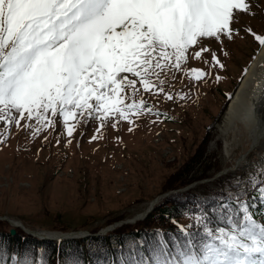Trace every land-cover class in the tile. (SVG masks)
I'll return each instance as SVG.
<instances>
[{"label": "snow or ice", "instance_id": "snow-or-ice-1", "mask_svg": "<svg viewBox=\"0 0 264 264\" xmlns=\"http://www.w3.org/2000/svg\"><path fill=\"white\" fill-rule=\"evenodd\" d=\"M252 7V0H0V124L33 138L59 125L58 145L59 136L70 144L79 126L92 121L90 142L109 121L133 131L144 115L171 119L138 96L186 100L183 92L166 91L161 76L184 71L196 48L193 59L208 53L212 67L224 69L205 39L223 45L245 31L264 45V35L236 27ZM186 74L196 84L210 75L194 67ZM236 187L247 195V184ZM254 209L264 212V180L248 200L229 192L216 204H197L187 227L173 220L176 233H146L132 240L127 255L104 254L90 264H264V222ZM11 264L37 262L13 253ZM58 264H83V258L73 254Z\"/></svg>", "mask_w": 264, "mask_h": 264}, {"label": "rangeland", "instance_id": "rangeland-1", "mask_svg": "<svg viewBox=\"0 0 264 264\" xmlns=\"http://www.w3.org/2000/svg\"><path fill=\"white\" fill-rule=\"evenodd\" d=\"M252 4L250 13L240 14L236 27H250L264 35V0H252ZM204 44L221 58L224 69L212 67L208 53L204 60L193 59L196 48L190 50L184 71L161 76L166 91L183 92L186 100L164 101L149 93L138 96L171 119L144 115L137 118L133 131L126 122L117 130L109 121L100 138L90 142L97 127L92 121L87 127L79 126L70 144L59 136L58 145L59 125L33 138L29 131L0 124L6 141L0 143V215L36 230L90 232L119 216L127 220L145 210L169 191L167 178L180 171L195 177L208 175L189 183L187 190L205 187L228 168L241 171L233 191L237 183L252 189L264 169V137L253 147L244 127L227 132L219 124L264 45L260 48L245 31L223 45L209 39ZM193 67L204 68L210 75L196 84L186 74ZM216 76L221 79L217 81ZM198 151L195 159L201 160L190 162ZM181 222L187 225L189 218Z\"/></svg>", "mask_w": 264, "mask_h": 264}, {"label": "trees", "instance_id": "trees-1", "mask_svg": "<svg viewBox=\"0 0 264 264\" xmlns=\"http://www.w3.org/2000/svg\"><path fill=\"white\" fill-rule=\"evenodd\" d=\"M199 154L196 152L189 159L190 162L197 163L201 159H195ZM241 171L229 172L212 182H207L205 187L196 186L188 190L172 193L158 203L154 210L144 219L135 224L125 223L121 226L109 231L105 235H96L100 228H93L90 235L82 238L63 239L60 241L53 239H40L31 233L25 232L20 227H14L7 220H0V251L5 254L0 255V262L7 261L11 264V256L13 253L18 255L22 262L25 255L30 256L35 262L43 259L47 264H58L62 259L70 255H77L83 258V264H90L91 261L107 254V258L112 259L121 252L127 255L128 245L132 240L144 238L145 234L154 233L156 230H163L169 235L176 233L177 225L172 221L175 220L179 225L187 227L194 223L191 218L197 204L205 203V205L216 204L217 198L231 192L233 197L237 194L244 200H248V196L253 194L259 182L264 180V169H261L259 178L254 183L252 189L247 190V195L241 188L233 191L232 187ZM201 175L199 177L185 175L180 171L167 178L165 189H180L189 185V183L207 177ZM230 203L233 201L230 200ZM250 202V201H248ZM255 219L258 222L264 221V212L253 210ZM189 218L187 225L182 224L181 220ZM124 219L119 216L109 222V224ZM219 220V217H217ZM15 228L16 233L12 234L11 230ZM59 242V243H58ZM95 254V255H94Z\"/></svg>", "mask_w": 264, "mask_h": 264}, {"label": "bare ground", "instance_id": "bare-ground-1", "mask_svg": "<svg viewBox=\"0 0 264 264\" xmlns=\"http://www.w3.org/2000/svg\"><path fill=\"white\" fill-rule=\"evenodd\" d=\"M231 100L219 129L236 132L244 127L251 143L258 146L264 137L261 124V115L264 117V47Z\"/></svg>", "mask_w": 264, "mask_h": 264}, {"label": "water", "instance_id": "water-1", "mask_svg": "<svg viewBox=\"0 0 264 264\" xmlns=\"http://www.w3.org/2000/svg\"><path fill=\"white\" fill-rule=\"evenodd\" d=\"M253 147L254 144H253ZM232 169V168H231ZM230 170L229 168L220 172L219 174H217L216 176H220L221 174L225 173V171ZM188 188V187H187ZM179 190H183V189H179ZM177 190H171L165 193H162L160 195H158L153 201H151V203L149 204V206L143 210L142 212L136 214L134 217L127 219V220H120L117 222H114L110 225H108L107 227L103 228L100 230V232H98L97 234H106L109 230H112L124 223H136L139 220H143L147 217V215L149 213H151L154 208L155 205L161 201V199H163L164 197L168 196L170 193L176 192ZM0 219H5L8 220L13 226H17V227H21L22 229H24V231L31 233L37 237H39L40 239H44V238H49V239H55V240H62L65 238H80L86 235H89L90 232L89 231H84V230H76V231H68V232H62V231H45V230H35V229H31V228H27L25 227L22 223L10 218L9 216H2L0 215ZM12 234L16 233V229H12L11 230Z\"/></svg>", "mask_w": 264, "mask_h": 264}]
</instances>
